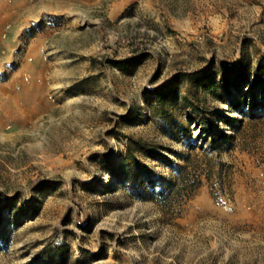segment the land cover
I'll return each mask as SVG.
<instances>
[{
  "label": "rangeland",
  "instance_id": "1",
  "mask_svg": "<svg viewBox=\"0 0 264 264\" xmlns=\"http://www.w3.org/2000/svg\"><path fill=\"white\" fill-rule=\"evenodd\" d=\"M259 64L264 0H0V264H264Z\"/></svg>",
  "mask_w": 264,
  "mask_h": 264
},
{
  "label": "trees",
  "instance_id": "2",
  "mask_svg": "<svg viewBox=\"0 0 264 264\" xmlns=\"http://www.w3.org/2000/svg\"><path fill=\"white\" fill-rule=\"evenodd\" d=\"M238 68V67H237ZM236 68V69H237ZM232 69V68H231ZM235 70V68H234ZM264 71V66L262 65H258L255 68V72H256V81L262 80L261 76V72ZM189 81L192 82V85L198 90L200 88V86H203V88L205 90L210 89L216 82L215 77L213 76V73H206V74H200L198 75V73L196 72H190V73H186L185 74ZM237 76H240V73L232 76V77H228L226 74L223 75L222 77V82L225 84V86L228 85V83H230L233 79L232 78H236ZM149 95H152L153 97L156 98V100H158L160 103H166L171 97L176 96L177 91L175 89L172 88H164L163 86L158 87L153 89L151 92L148 93ZM191 104V103H189ZM214 136L216 137H225V131L222 132H217L214 133Z\"/></svg>",
  "mask_w": 264,
  "mask_h": 264
}]
</instances>
